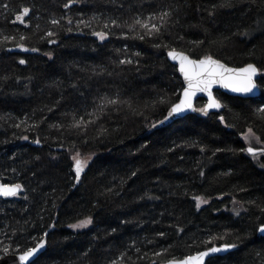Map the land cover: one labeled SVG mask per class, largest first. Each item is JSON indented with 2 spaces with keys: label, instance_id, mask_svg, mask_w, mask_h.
Instances as JSON below:
<instances>
[{
  "label": "trees",
  "instance_id": "obj_1",
  "mask_svg": "<svg viewBox=\"0 0 264 264\" xmlns=\"http://www.w3.org/2000/svg\"><path fill=\"white\" fill-rule=\"evenodd\" d=\"M149 17L162 35L131 28ZM171 49L255 64L260 96L217 92L221 112L150 132L184 88ZM262 110L264 0H0V184L22 185L0 198V258L45 242L31 264H164L235 244L207 264H264V146L253 157L242 139L264 143Z\"/></svg>",
  "mask_w": 264,
  "mask_h": 264
},
{
  "label": "snow or ice",
  "instance_id": "obj_2",
  "mask_svg": "<svg viewBox=\"0 0 264 264\" xmlns=\"http://www.w3.org/2000/svg\"><path fill=\"white\" fill-rule=\"evenodd\" d=\"M6 8L7 5H4ZM65 7H70V4L65 5ZM30 12V9L25 7L23 8V12L20 15L16 16V20L20 21V23H24L23 16H27ZM171 16L170 12H164L160 14L157 19L162 21V25L167 23V18ZM152 17L148 18V21H143L140 19H136L135 23L131 26L133 30L138 25L141 29H143L148 36H160L162 35L161 26H157L156 23H151ZM53 24H59L58 20H52ZM69 24L72 23L71 20L68 21ZM115 24V21L113 22ZM38 27V26H37ZM47 35L50 37L54 35L53 32L49 31ZM93 35L99 37L100 40H104L107 38V34L105 32H93ZM139 39L143 40L144 35H139ZM7 39V37L5 38ZM23 39V37H22ZM55 43V41H51ZM23 51H29L28 48L24 47L23 44L18 45ZM155 47H161L160 44H156ZM31 51H38V49L33 48ZM167 55L173 60L178 62L179 72L183 75L184 81L186 83V87L182 89V98L179 103L174 104L171 107V110L168 114L171 117L173 114H180L187 110L191 111H201L205 115L208 113V109L219 108L221 105L219 101L215 99L212 94V88L215 85H220L223 88L230 89L233 92L249 94L252 93L254 89H256V76L260 71L255 64L249 63L245 67L235 68L229 67L227 64L222 63L219 59H214L212 55H205L202 59H192L190 56L186 55L184 52H178L175 49H171L168 51ZM21 64H25V60H20ZM121 63H131V61H121ZM198 92L207 93L209 97V103L206 108L196 109L193 106V98L196 96ZM108 104L115 105L118 104V100H108ZM101 109H103V105H101ZM264 111V110H262ZM168 117H166L167 119ZM92 123V121H84L83 118L75 121L73 124L74 128H85L87 124ZM163 123V121H161ZM27 139V137H23ZM245 139L249 141L251 144L252 140L255 139L257 143L260 142V138L255 135V133L249 129V136H246ZM35 143L39 144L40 141L37 139ZM247 152L255 157L257 155L256 149L253 147H248ZM72 159L75 162L74 171H75V179L76 182L79 183L80 176L84 172L87 167V159H81L80 153L77 152ZM203 175V173H201ZM22 190V185H6L0 184V196L3 197H15ZM197 200V207L200 204L207 203V201L203 197H194ZM239 215V213H236ZM91 218H87L85 220L80 221L78 224L71 225L73 228L85 227L91 224ZM179 231H183L180 229ZM258 231L260 233H264V225L259 226ZM47 235V233H45ZM163 235V233H161ZM44 247V243H39L37 246L27 249L19 256V260L22 264H28L29 260L37 255V253ZM235 244H224L222 247H211L206 251H201L196 253L195 255H189L184 258H172L164 262V264H205V258L209 257L210 254L218 253L224 250H228L230 248H235ZM9 251L8 248L4 249V252L7 253ZM157 255H162V253H157ZM123 259V258H122Z\"/></svg>",
  "mask_w": 264,
  "mask_h": 264
},
{
  "label": "water",
  "instance_id": "obj_3",
  "mask_svg": "<svg viewBox=\"0 0 264 264\" xmlns=\"http://www.w3.org/2000/svg\"><path fill=\"white\" fill-rule=\"evenodd\" d=\"M8 51L9 52H24L19 46H14V47H10L8 48ZM178 51V50H176ZM178 52H183V51H178ZM185 53V52H184ZM186 55H188L187 53H185ZM190 56V55H188ZM168 60L170 61V63H172L174 66L177 67V69H179V65H178V62L176 61H173L168 55ZM191 57V56H190ZM192 58V57H191ZM192 59H196V58H192ZM202 59V58H200ZM216 59V58H214ZM222 62V61H221ZM224 63V62H222ZM226 64V63H225ZM229 66V65H228ZM246 66V65H245ZM245 66H242V67H245ZM229 67H233V66H229ZM257 67V66H256ZM235 68H240V67H235ZM258 68V67H257ZM259 69V68H258ZM179 72V70H178ZM180 76L182 77V80H183V83H184V88L187 86L185 81H184V78H183V75L179 72ZM261 77V72L259 71L257 76H256V83H257V88L253 90L252 93H249V94H244V93H238V92H233L231 91L230 89H226V88H223L221 87L220 85H215L213 88H212V94L213 96L215 97V99L217 101H219L220 103V107L219 108H212V109H208V113L207 115H205L203 112L201 111H191V110H187L183 113H180V114H173L171 117L168 116L171 108L169 109V111L167 112V115L166 117H168L166 119V117L162 120H160L159 122H157L153 127L152 129L150 130L153 131L155 129H159V128H163V127H166V126H169L171 124H173L175 121L179 120V119H182V118H185L187 117L188 115H201V116H208L209 114H212V113H217V112H221L223 110V104L221 103V101L217 98V95L216 93L217 92H222V93H225V94H228L230 96H233V97H241V98H246V99H250V98H256V97H259L260 94H261V88L259 86V79ZM182 98V93H181V96H180V99ZM179 99V101H180ZM199 99H204L206 104L203 106V107H197L196 106V103ZM179 101L177 103H179ZM209 103V97L207 95V93H203V92H198L196 94V96L193 98V106L196 108V109H203V108H206L207 105ZM176 104V103H175ZM161 121H163V123H161ZM249 147V146H248ZM247 147V148H248ZM246 148V150H247ZM257 151V154L262 152V150H256ZM2 184V183H1ZM6 185H15V184H6ZM21 192V191H20ZM19 192V194H20ZM0 198H11V197H3V196H0ZM258 235L259 236H264V233H260L258 231ZM44 243V247L42 249H40V251L37 253V255L35 257H33L32 259L29 260L28 264H31L33 263L45 250V242H42ZM223 246V245H222ZM222 246H215V247H222ZM208 250V249H207ZM235 248H230L228 250H224V251H221V252H218V253H213V254H210L209 257H206L205 258V264H207V262L211 259V258H214V257H222V256H226L228 253L234 251ZM203 251H206V250H203ZM201 252V251H200ZM23 254V253H18V254H9V255H5L3 257L0 258V264H22V262L19 260V256ZM196 254V253H195ZM193 254V255H195Z\"/></svg>",
  "mask_w": 264,
  "mask_h": 264
},
{
  "label": "rangeland",
  "instance_id": "obj_4",
  "mask_svg": "<svg viewBox=\"0 0 264 264\" xmlns=\"http://www.w3.org/2000/svg\"><path fill=\"white\" fill-rule=\"evenodd\" d=\"M246 136H249V130L242 136V139L245 141L247 146L253 147L255 149L264 146V143L261 140L259 143H257L255 139H253L251 144H250L249 141L247 139H245Z\"/></svg>",
  "mask_w": 264,
  "mask_h": 264
}]
</instances>
